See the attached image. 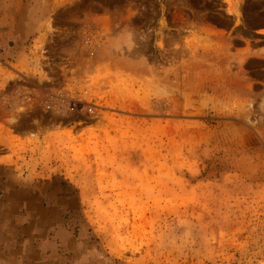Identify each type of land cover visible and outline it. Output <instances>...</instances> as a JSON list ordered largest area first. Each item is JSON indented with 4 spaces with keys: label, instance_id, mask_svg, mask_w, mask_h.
<instances>
[{
    "label": "rangeland",
    "instance_id": "rangeland-1",
    "mask_svg": "<svg viewBox=\"0 0 264 264\" xmlns=\"http://www.w3.org/2000/svg\"><path fill=\"white\" fill-rule=\"evenodd\" d=\"M262 27L264 0H0V160L74 200L69 247L0 264H264Z\"/></svg>",
    "mask_w": 264,
    "mask_h": 264
},
{
    "label": "crops",
    "instance_id": "crops-1",
    "mask_svg": "<svg viewBox=\"0 0 264 264\" xmlns=\"http://www.w3.org/2000/svg\"><path fill=\"white\" fill-rule=\"evenodd\" d=\"M21 14V9H16L10 15L18 20ZM254 35L261 46L238 43L242 45L239 50L247 59L264 60V27L254 31ZM73 203V198L64 196L45 199L36 186L25 182L0 160V256H10L13 250L34 252L49 246L60 247V238H66L63 245L69 247L73 241L72 222L65 216L71 214Z\"/></svg>",
    "mask_w": 264,
    "mask_h": 264
}]
</instances>
